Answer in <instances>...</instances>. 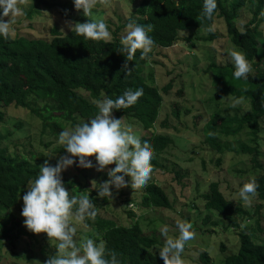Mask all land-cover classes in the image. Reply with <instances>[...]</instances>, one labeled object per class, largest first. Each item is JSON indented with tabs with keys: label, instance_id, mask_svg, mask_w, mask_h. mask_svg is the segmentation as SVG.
<instances>
[{
	"label": "trees",
	"instance_id": "obj_1",
	"mask_svg": "<svg viewBox=\"0 0 264 264\" xmlns=\"http://www.w3.org/2000/svg\"><path fill=\"white\" fill-rule=\"evenodd\" d=\"M245 1L215 0L213 16L205 18L201 15L202 0H142L136 12L139 17L136 23L152 25L149 35L154 43L151 52L145 57L142 58L140 50H137L131 61H126V57L119 52L121 46L118 36L132 19L116 26L111 41L84 39L71 31L63 32L56 26L51 30L49 40L26 39L24 43H20L21 37L14 40L0 38V72L10 70L6 78L0 79V123L7 120L6 110L14 104L30 112V120H36L40 126L34 136H26L8 144L3 141L7 142L12 137L11 134L0 133V215L3 214L11 222L10 228L0 224V252L3 247L15 249L25 244L24 237L30 240L28 245L31 250L50 241L45 233L34 234L27 230L22 221L16 220L14 211L20 204L28 182L35 179L44 160L54 166L61 156L67 155L56 142L58 133L93 117L97 113V101L105 96L115 98L128 88H141L143 95L136 103L113 110L112 115L128 120L132 125L133 121L138 122L141 131L146 133L152 131L163 105V94L169 93L172 82L160 90L153 81L148 82L143 76L144 66L150 64L154 49L175 46L183 31L209 29L210 26L215 27L217 21H222L232 46L240 49L255 69L256 73H249L247 79H235L231 63L210 65L212 85L219 93L206 102L210 105L214 99H241L251 107V112L242 116L236 114L225 117L219 111L212 112L208 107L211 120L204 133L206 142L212 148L220 150L219 138L216 137L218 133L230 137L247 128L251 144H241L235 151L251 156L255 169L262 168L258 139L261 121L264 119V72L260 69L263 59V34L260 28L264 22V15L261 14L264 13V0H256L252 18L240 29L237 24L241 20ZM33 3L35 10L31 11L28 18L33 17V13L40 8L57 7L60 0H33ZM102 3L106 4L107 0H102ZM7 19L10 17H4L5 21ZM218 37L217 34H212L209 41ZM256 60L258 62L254 63ZM126 62L130 71L128 75L123 71ZM174 113L178 118L179 110L174 109ZM15 126L18 130L23 129L22 123ZM141 140L150 144L153 157L151 177L146 186L142 187L140 206L146 210L172 209L167 189L159 184L153 171H166L167 167L155 156L162 155L174 144V140L171 136L161 134L143 136ZM50 149L52 154L47 152ZM88 159L93 162L92 168L76 167L74 164L61 172L62 182L70 196H87L95 205V218H85L82 224L90 228L94 240L104 242L106 252L116 253L120 264H163L157 253V247L161 245L157 229L145 228V231L139 221L144 216L139 217L129 212L132 220L125 226L102 215V209L110 200L107 197H97V192L88 183H83L87 175L96 170L94 156ZM171 171L178 178L181 177L176 170ZM251 180H255L257 184L253 196L264 202V173ZM203 198L205 209L217 213L229 223L230 228L239 227L234 218L236 214L242 216L245 223L254 214H259L261 209V206H257L253 214L241 208L235 210L221 192L219 182H212ZM134 201L129 200L128 203ZM209 220L208 217L206 221ZM254 238L252 231L247 227L243 228L239 233L240 247L237 253L225 258L224 264H264V242L258 244ZM199 261L200 264L213 263L207 252L200 254Z\"/></svg>",
	"mask_w": 264,
	"mask_h": 264
},
{
	"label": "rangeland",
	"instance_id": "obj_2",
	"mask_svg": "<svg viewBox=\"0 0 264 264\" xmlns=\"http://www.w3.org/2000/svg\"><path fill=\"white\" fill-rule=\"evenodd\" d=\"M141 2L142 0H107V3L102 5V0H96L90 10L91 18L103 20L111 35V39L107 41H111L113 39L112 32L116 30V26L126 23L130 19L138 21L139 17L136 12ZM256 4V0L245 1L241 20L237 24L240 29L252 18ZM18 6L22 10V15L13 18L10 24L12 35L8 40L21 37L20 43H24L26 39L49 40L51 30L55 26L63 32L70 31L64 26L66 20L82 23L88 19L83 15L82 10L74 8L72 0H60V5L53 9L40 8L38 12L33 13L31 18L27 16L35 10L33 0H23V3H19L18 0ZM260 29L263 34L261 45L263 59L260 69L264 72V22ZM123 33L124 30L118 37L120 38ZM212 34H217L219 37L209 41ZM233 50L241 51L232 46L222 21H217L211 32L208 29H192L181 32L180 40L175 46L168 49H154L150 64L144 66L143 76L148 82L153 81L160 90L172 82L169 93L167 95L162 93L163 105L152 131L146 133L141 131L138 122L133 121L134 125H132L130 121L122 119V124L131 126L134 134L140 139L143 136L148 137L150 134H161L171 136L174 140V144L162 155L155 156L161 164L167 167L168 171L166 168L165 172L160 169L153 171L159 184L167 189L172 209L146 210L141 208L142 187L136 190L130 187L118 190L110 187L112 195L105 196L110 201L104 206L101 213L104 217L125 226L132 220L128 215L129 212H133L139 217L144 216L139 219L143 229L146 231L145 228L155 227L161 244L164 238L160 231L162 227H167V236L175 238L178 235L177 222L191 224L193 239L185 243L182 253L184 264H200L199 257L203 252L209 254L212 264H224L225 258L237 253L240 247L239 233L245 227L254 233V239L258 244L264 242V202L256 196H252L250 197L251 203L245 205L238 196L239 188L244 182L264 173V119L261 121V132L258 139L261 169L254 168L251 156L241 155L235 151L241 144H251V136L247 128L230 137L218 133L216 137L219 138L220 150L212 148L206 142L207 137L204 133L207 123L211 120V112L208 107L212 112L219 111L225 117H233L236 114L242 116L244 113L251 112V107L243 101L233 107L232 102L235 99L231 97L214 99L210 105L206 102L219 93V90L212 85L210 65L213 63L217 65L232 64L229 53ZM250 65V74H255V69L251 63ZM2 71L0 79L6 78L7 74H10V70ZM84 95L87 96V94ZM174 109L179 110L178 118ZM6 115L7 120L0 123V133L1 131L6 132L12 137L7 142L3 141L4 144L14 140L20 141L26 136H34L40 129L39 122L30 120V112L14 104L8 107ZM81 122L84 121H79V123ZM17 123H22L23 129L18 130L15 126ZM47 152L52 154V149ZM172 169L179 172L181 177L178 178L171 171ZM108 179L107 168L103 171L94 169L87 175V179L83 183H88L96 192V184L103 183ZM212 182H219L221 192L227 201L233 204L235 210L241 208L253 214L255 208L261 206L259 214H254L251 220H246V224L243 222V217L236 214L234 218L239 227L230 228L229 223L221 219L217 213L205 209L203 196ZM129 200L135 201L128 203ZM22 204L23 201L20 199V204L14 214L17 221L23 222L24 218L20 215ZM208 217L210 220L206 221ZM6 218L3 214L0 215V224L10 228L11 222ZM69 220L76 227L74 239L78 244L86 237L93 238L90 228L85 227L82 223H77L72 217ZM215 223L217 225H214ZM24 239L25 244L15 249L3 247L0 252V264H43L49 256L55 255L57 252L54 240L41 246L37 245L34 250H31L32 248L28 245L30 240L25 237ZM2 240L5 242L4 239Z\"/></svg>",
	"mask_w": 264,
	"mask_h": 264
},
{
	"label": "clouds",
	"instance_id": "obj_3",
	"mask_svg": "<svg viewBox=\"0 0 264 264\" xmlns=\"http://www.w3.org/2000/svg\"><path fill=\"white\" fill-rule=\"evenodd\" d=\"M23 3V0H19ZM76 10H82L88 17L85 22L66 20L64 26L76 36L94 41L111 39L110 32L101 19H92L90 10L96 0H72ZM216 9L215 0H202L201 15L211 18ZM264 15V13H261ZM22 15L18 0H0V38L11 37L10 24L14 17ZM4 17H10L5 21ZM213 31V26L208 29ZM152 25H140L129 21L120 36V53L131 61L137 50L141 57L151 52L153 40L149 33ZM235 79H247L251 65L241 51L229 53ZM123 71L128 75L127 62ZM143 95L141 88H128L115 98L105 96L96 102L97 113L87 121L61 130L56 138L67 155L61 156L56 164L51 165L44 160L39 166L34 180H30L27 191L21 197L23 204L20 215L24 218L23 225L34 234L45 233L50 241H55L57 252L49 256L43 264H120L114 251L106 252L102 240L86 237L79 244L74 239L76 227L70 223L72 217L77 223H83L85 218L94 219L96 208L92 201L83 195H69V191L61 179L62 170L75 164L76 167L92 168L95 159L96 171L107 168L108 180L96 184L97 197L111 196L110 187L121 189L130 187L134 190L146 186L152 166L153 153L147 141H142L134 134L132 127L122 124L121 118H115L113 110L127 108ZM241 103V99L232 102L233 107ZM127 178V179H126ZM257 184L255 180L244 182L238 191L243 204L251 203L250 197L255 195ZM86 227V225H85ZM178 235L175 238L167 236V227L160 229L162 244L157 247L158 256L163 264H184L182 253L185 243L193 239L191 224L177 222Z\"/></svg>",
	"mask_w": 264,
	"mask_h": 264
}]
</instances>
